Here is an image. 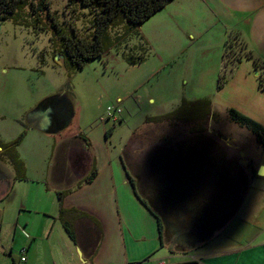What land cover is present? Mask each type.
Wrapping results in <instances>:
<instances>
[{"label": "rangeland", "instance_id": "obj_1", "mask_svg": "<svg viewBox=\"0 0 264 264\" xmlns=\"http://www.w3.org/2000/svg\"><path fill=\"white\" fill-rule=\"evenodd\" d=\"M48 1L66 26L83 38L92 37L88 8L69 0ZM196 9L186 27L213 25L209 13L199 14ZM155 16L127 42L75 70L53 51L50 32H36L13 19L0 21V140L14 141L24 133L15 149L28 165L29 175L42 176L57 159L59 145L54 147V135L33 127L31 116L45 97L61 93L79 116L76 128L82 136L76 141L88 144L98 163L123 157L140 184L141 195L147 198L160 158L179 152L190 159L202 158L203 182L215 178L220 183L211 191L217 206L233 209L249 182L240 157L247 149L254 159H264V147L255 142L248 127L230 118L229 109L264 123V91L259 86L264 63L258 60L257 69L245 38L233 32L225 52L229 59L241 56L242 60L233 64L221 84L224 51L216 27L211 26L202 38L196 32L191 37L166 14L163 19L162 13ZM119 31L121 27L112 30ZM135 45L144 48L146 59L131 64L125 55L133 53ZM201 98H209L213 110L203 120L146 121L178 108L184 100ZM113 104L121 109L116 121L106 113ZM63 137L64 144L75 140ZM255 181L264 184L263 178Z\"/></svg>", "mask_w": 264, "mask_h": 264}, {"label": "crops", "instance_id": "obj_2", "mask_svg": "<svg viewBox=\"0 0 264 264\" xmlns=\"http://www.w3.org/2000/svg\"><path fill=\"white\" fill-rule=\"evenodd\" d=\"M195 9L199 14L209 13L223 51L230 33L240 32L255 56L264 61V0H173L155 15L162 13L163 19L166 14L180 31L191 37L196 32L202 38L210 25H184ZM66 129H40L54 135V147L59 145L57 159L42 176L29 175L24 161L25 178L18 177L0 147V264H163V260L166 264H264V184L255 181H264L258 173L264 167L263 158L254 159L244 149L240 166L249 182L240 205L189 252L161 240L158 217L138 198L122 157L98 163L89 145L70 135L74 131L82 134L79 127ZM64 135L75 140L64 144ZM94 165L97 175L85 182ZM60 192L64 208L85 212L97 222L80 214L73 216L79 244L70 238L59 217ZM90 230L99 237L95 251L82 244ZM164 249L168 253L161 255Z\"/></svg>", "mask_w": 264, "mask_h": 264}, {"label": "trees", "instance_id": "obj_3", "mask_svg": "<svg viewBox=\"0 0 264 264\" xmlns=\"http://www.w3.org/2000/svg\"><path fill=\"white\" fill-rule=\"evenodd\" d=\"M70 3H78L79 5L89 9L91 15V27L94 29L90 39L83 38L78 35L74 27L66 26L59 20L54 11L50 8L48 0H0V21L13 19L17 24L32 27L36 32H50L51 47L57 55H62L65 65L70 69H82L89 61L101 57L104 53L109 52L112 48L121 46L127 42L134 33L138 32V27L150 19L157 12L162 10L167 4L173 0H69ZM121 27V31L113 33V28ZM232 34V33H230ZM225 42V47L228 46ZM143 47L134 46L133 53L125 55L128 63L135 64L143 62L146 54ZM242 60L241 56L236 59H229L227 53L223 52L222 68L219 76L220 83L226 80L227 73L233 68V64L237 65ZM259 57L255 56V67L257 68ZM234 65V66H235ZM258 69V68H257ZM220 84V85H221ZM260 88L264 91V78L260 76ZM212 110L211 100L209 98H201L194 101L184 100L176 109L165 114L147 117L148 123H160L172 120H203L208 117ZM75 116L71 120L77 127L78 114L74 110ZM230 118L242 126L248 127L256 136L258 142L264 147V125L243 112L235 109H229ZM75 117V118H74ZM22 133L16 140L5 142L0 140V147L3 148V154L8 157L17 171L20 178H25V163L19 157L15 147L22 140ZM70 135L81 137L79 132H72ZM125 169L130 177L131 183L138 198L149 208L146 200L139 193L134 178L128 169L127 163L122 157ZM97 175L94 165L89 175L85 178V182H91ZM63 193L60 192V214L59 217L63 226L75 243H80L76 232V224L73 216L89 218L95 225L97 222L85 212H80L73 208L67 209L63 207ZM229 210L233 214L241 203ZM217 203V201H215ZM160 238L163 241L162 227L160 225ZM99 237L94 235L93 230L89 231V236L82 243L89 251H95L98 245ZM84 247V248H85ZM83 248V247H82ZM126 264H141V262H129Z\"/></svg>", "mask_w": 264, "mask_h": 264}, {"label": "flooded vegetation", "instance_id": "obj_4", "mask_svg": "<svg viewBox=\"0 0 264 264\" xmlns=\"http://www.w3.org/2000/svg\"><path fill=\"white\" fill-rule=\"evenodd\" d=\"M67 112V101L61 97L41 104L31 118L43 129L56 131L66 122ZM191 159L179 152L160 158L159 172L151 181V190L147 198L142 195L158 217L164 240L171 248L179 250L193 249L230 215L229 210L218 207L213 199L211 191L220 187L219 181L212 177L211 182H203L202 158L193 156ZM135 183L140 193V184L136 180Z\"/></svg>", "mask_w": 264, "mask_h": 264}, {"label": "water", "instance_id": "obj_5", "mask_svg": "<svg viewBox=\"0 0 264 264\" xmlns=\"http://www.w3.org/2000/svg\"><path fill=\"white\" fill-rule=\"evenodd\" d=\"M64 98L66 101H67V106H68V112L67 113H65L66 114V116H67V120H66V122L64 123V125L63 126H61L58 130H56V131H59V130H61V129H63V128H65L66 126H68V124L71 122V120H72V117H73V115H74V107L72 106V104L70 103V101L63 95V94H61V93H57V94H55V95H52V96H49V97H47V98H45L44 100H42L41 101V103L37 106V107H35V109H34V111L38 108V107H40V105L41 104H43L44 102H46V101H48V100H54V99H56V98ZM33 111V112H34ZM64 112H66V111H64ZM34 124V126L33 127H36V128H42V127H40L39 125H37V124H35V123H33ZM43 129V128H42ZM189 215H191V213H189ZM221 225V224H220ZM219 225V226H220ZM218 228V227H217ZM215 230L213 229L212 230V233L214 232ZM201 240H203V237L199 240V241H201ZM78 251H79V254L80 255H82V250L79 248L78 249Z\"/></svg>", "mask_w": 264, "mask_h": 264}, {"label": "built area", "instance_id": "obj_6", "mask_svg": "<svg viewBox=\"0 0 264 264\" xmlns=\"http://www.w3.org/2000/svg\"><path fill=\"white\" fill-rule=\"evenodd\" d=\"M120 111H121V109L117 105L113 104V105H109L107 107L106 113H107V116L109 118H112L114 121H116L118 119V114L120 113ZM24 250H25V248L22 249V251H24ZM22 259H24V258L22 257ZM163 264H166V262L164 260H163Z\"/></svg>", "mask_w": 264, "mask_h": 264}, {"label": "bare ground", "instance_id": "obj_7", "mask_svg": "<svg viewBox=\"0 0 264 264\" xmlns=\"http://www.w3.org/2000/svg\"><path fill=\"white\" fill-rule=\"evenodd\" d=\"M258 172L260 175H264V167L259 168Z\"/></svg>", "mask_w": 264, "mask_h": 264}]
</instances>
